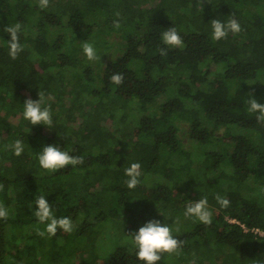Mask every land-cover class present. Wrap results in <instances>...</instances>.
I'll return each instance as SVG.
<instances>
[{
	"label": "trees",
	"instance_id": "trees-1",
	"mask_svg": "<svg viewBox=\"0 0 264 264\" xmlns=\"http://www.w3.org/2000/svg\"><path fill=\"white\" fill-rule=\"evenodd\" d=\"M233 18L241 31L213 40L211 21ZM16 23L23 51L13 60L4 28ZM171 27L183 47L162 42ZM111 35L120 44L115 54L106 53ZM84 42L96 60L87 59ZM212 62L214 74L206 67ZM116 73L124 77L119 86L110 81ZM252 98L264 105V0H49L44 9L38 0H0V203L8 210L0 219V264H100L97 239L108 224L129 233L148 221L147 211L162 219L205 197L212 223L172 234L191 264L214 253L215 264H264V238L228 220L264 227V123L248 111ZM27 99L50 109L51 126L24 119ZM183 130L197 149L207 147L205 179L191 158L182 162L192 153ZM17 140L20 156L6 147ZM47 145L83 163L48 172L38 160ZM134 162L140 183L129 189L125 169ZM40 195L57 219L79 224L38 235ZM136 251L118 245L104 264H145ZM165 254L157 264H168Z\"/></svg>",
	"mask_w": 264,
	"mask_h": 264
},
{
	"label": "clouds",
	"instance_id": "clouds-1",
	"mask_svg": "<svg viewBox=\"0 0 264 264\" xmlns=\"http://www.w3.org/2000/svg\"><path fill=\"white\" fill-rule=\"evenodd\" d=\"M38 6L41 9L49 6V0H38ZM116 28L120 27L118 21L114 22ZM213 29L212 39L219 41L227 38L229 32L238 34L241 31V26L236 19H230L227 23L221 22L218 19L211 21ZM21 30V24L16 23L13 26H6L4 31L10 36L9 42V56L15 60L19 53L23 51L21 44L19 43L18 33ZM162 42L172 48L183 47V39L177 32L175 27L168 28L162 33ZM83 52L89 61L96 60L98 57L93 45L89 42H84L82 45ZM160 55H167V51L163 48L159 50ZM110 81L119 86L123 84V74L116 73L110 77ZM249 108L248 111L252 113H258L256 119L258 122L264 123V105L257 102L255 98L248 100ZM24 105L23 116L24 119L29 120L32 125H52V117L49 108H41L40 99L33 101L27 99ZM14 154L20 156L23 153V144L20 140L15 141L11 146ZM39 165L41 168L48 172H56L60 169L66 168L67 166H76L83 163V157L72 156L67 151H62L60 147L56 145H47L43 147L41 154L38 157ZM141 165L139 163H132L125 169V175L129 177L126 181V185L129 189H134L139 183V177ZM0 191H3V184H0ZM217 203L222 208H227L230 205V201L220 196L219 194L215 197ZM35 211L33 215L37 218L40 223H46V228L42 232H38V235L44 236L45 232L49 237L54 236L59 229L65 232H71L73 225L70 217H63L57 219L54 214L52 207L48 203L45 196L40 195L35 198ZM212 212L208 207L207 198L200 199L194 203H190L184 212L185 218L195 217L201 223L210 225L212 223ZM8 218L7 208L0 203V219ZM178 231V229H177ZM131 242L137 249L136 257L138 260L145 262V264H157L161 259L162 253H175L182 247L183 242L178 240L172 235V229L167 224H161L159 220L152 219L144 223L139 229L133 233H130ZM256 264H261L257 261Z\"/></svg>",
	"mask_w": 264,
	"mask_h": 264
},
{
	"label": "rangeland",
	"instance_id": "rangeland-1",
	"mask_svg": "<svg viewBox=\"0 0 264 264\" xmlns=\"http://www.w3.org/2000/svg\"><path fill=\"white\" fill-rule=\"evenodd\" d=\"M109 41L112 42L113 44L110 45V48H109V50L106 51V53L114 52L113 54H115V52H116L115 50H117V46L120 45L118 42V37L116 35H111ZM105 57L106 56L103 57L104 60H105ZM206 67L211 70L212 74H214L217 70H219V65L216 62H212L210 64H207ZM57 70H58L57 67L53 68V72H55ZM50 72H52V69H50ZM175 79L176 78L171 79L173 84H177V81ZM165 98L166 97H164V99ZM121 112L122 111L119 110L117 112V115L121 114ZM132 117L133 116H131V118ZM182 126L186 129V128H188V123L182 122ZM242 129L237 128L236 131L237 132H243V133H247L250 131V130L245 129V128H242ZM183 136H184V140L186 142L187 149H190L192 151V153L189 157L185 156L182 162L185 163L187 160H189L188 158H191L193 160L194 174L199 175V176L201 175V177L205 179L207 177V174L201 173L200 169H201V166H203V161L205 158L203 151H205L207 149V147L201 146V149H197V146H195L196 142L187 136V133L185 132V130H183ZM180 163L181 162H179L177 165H179ZM219 173L220 172L218 169V171L212 172V174H210V176L212 175L215 177ZM154 180H155V178H152V177L147 179V184H151ZM225 181L226 180L218 181L217 184L219 185ZM197 190H199V188ZM259 191H261V189ZM192 199H195V198H192ZM198 200L199 199H195L194 201L196 202ZM194 201L190 200L189 202L194 203ZM208 207H210V204H208ZM185 210L186 209H184L183 212L177 213L175 215H167L165 218H162V219L160 216H158L157 220H159L162 225L167 224L172 229V234H182L186 231L191 230L197 224L200 223V221L198 219H196L195 217L185 218V216H184ZM148 212L149 211H147V214H146L148 221L154 219L155 216L151 217ZM77 224H79L78 221L72 222L73 227H75ZM35 226L38 227V229L40 231L42 229L45 230L46 223H38V225H35ZM31 227L32 226H27L26 229H30ZM177 229H178V231H177ZM135 231H137V230L134 229L132 232L125 233L122 231V229H120V227L118 228V227H116V225H113V222L108 224V226L105 228V230H103V232L99 235V237L97 239V245H98L97 256L99 259L98 262L100 264H104V258L106 256H110V253L112 251H114V249L116 247H118V245H127L129 248L134 249L135 247L133 246V244L131 242L130 233H133ZM59 244L60 245L62 244V240H61V242H59ZM211 250H212V252H215V251H213V249H211ZM61 252H63V251L61 250ZM215 257H216V253H214V255H212L211 258L205 259L202 264H215ZM164 259H166L168 264H191V262H190L191 256H185L181 250H178V252L171 253V254L166 253L164 256Z\"/></svg>",
	"mask_w": 264,
	"mask_h": 264
},
{
	"label": "built area",
	"instance_id": "built-area-1",
	"mask_svg": "<svg viewBox=\"0 0 264 264\" xmlns=\"http://www.w3.org/2000/svg\"><path fill=\"white\" fill-rule=\"evenodd\" d=\"M228 220L232 223H238L241 225L245 232H250L256 237L264 238V227L261 226H249L248 224L242 222L236 217L228 216Z\"/></svg>",
	"mask_w": 264,
	"mask_h": 264
}]
</instances>
